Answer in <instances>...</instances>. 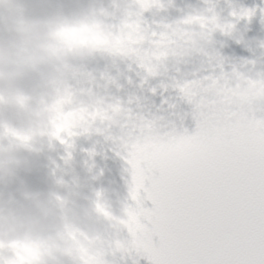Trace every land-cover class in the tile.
I'll return each instance as SVG.
<instances>
[{
	"label": "clouds",
	"instance_id": "clouds-1",
	"mask_svg": "<svg viewBox=\"0 0 264 264\" xmlns=\"http://www.w3.org/2000/svg\"><path fill=\"white\" fill-rule=\"evenodd\" d=\"M163 7L160 0H0V264H118L154 244L141 207L153 175L146 161L197 167L203 145L168 117L149 119L118 81L133 64L150 77L169 68L179 74L194 55L207 56L218 35H240L202 3L165 24L147 48L142 19ZM241 40L261 55L239 70L221 68L211 86L188 94L200 128L264 132L251 112L264 113V36ZM225 51L236 54L230 45ZM116 149L128 155L130 182L105 163ZM133 151L143 156L142 185Z\"/></svg>",
	"mask_w": 264,
	"mask_h": 264
},
{
	"label": "snow or ice",
	"instance_id": "snow-or-ice-1",
	"mask_svg": "<svg viewBox=\"0 0 264 264\" xmlns=\"http://www.w3.org/2000/svg\"><path fill=\"white\" fill-rule=\"evenodd\" d=\"M153 35L144 29L147 48ZM197 138L203 145L197 167L146 161L156 207L142 209V216L150 224L149 240L159 237V244L149 243L144 251L153 264H264V132L221 123L202 126ZM142 161L133 151L139 185L145 179Z\"/></svg>",
	"mask_w": 264,
	"mask_h": 264
},
{
	"label": "rangeland",
	"instance_id": "rangeland-1",
	"mask_svg": "<svg viewBox=\"0 0 264 264\" xmlns=\"http://www.w3.org/2000/svg\"><path fill=\"white\" fill-rule=\"evenodd\" d=\"M187 2L190 6L187 11L183 13L182 18H184L185 15L191 12L196 6L202 3L208 4V2H200V0H187ZM228 9L229 8L223 9L219 7L215 8L214 10L220 15L226 17L234 24V20L232 19ZM244 24L246 25L247 29H244ZM251 24L258 26L255 24V20L253 18H247L241 23L236 22L237 28L241 30L239 32L240 35L236 36L235 39L238 38L239 40H241V37L260 35V33H257V31L253 29ZM231 41L232 37L218 35L214 40L213 47L210 50L209 54L207 56L200 54L194 55L190 58L187 64L182 66L181 72L179 74L175 73V71L171 68H169L166 75L159 74L155 77H150L147 74V76L143 78V81L151 80L150 90H146L143 84H140L139 86L130 85L128 87V92L126 93V91L123 90V93L121 95H125V99L129 97L138 98L142 106L145 108L149 119H156L161 116H165L168 117L170 126L174 124L177 127H180L179 125H177L178 119H185L184 122L190 119L192 122L195 119V104L190 101L189 96L184 91H182V89L187 84L192 86V88H194L195 90L208 87V84L219 79L221 74L219 65L221 67L223 65L225 67L229 64L231 65L235 58L237 59V65H240L242 67L246 63V61L242 60L240 53H238L237 49L234 47L236 43L234 44ZM226 45H230L232 48H234L236 54H228L225 51ZM250 49L256 52V56L251 57L250 60H255L258 56L261 55V50L253 48L251 46ZM222 54L227 55V57L225 60H222L223 62H220L219 59L218 63L216 57H219ZM94 74L96 75V73ZM170 85L176 86V88L173 89V87ZM180 91H182L183 94ZM175 96L178 98L177 101L173 99ZM195 123V133L192 132L193 129L192 127L189 128L188 124H186L187 126L185 127H182L181 125L180 128L186 136L193 138L198 135L197 132L199 131L198 121L196 120ZM110 158L113 159L108 160V163L112 161H121L123 156H111Z\"/></svg>",
	"mask_w": 264,
	"mask_h": 264
},
{
	"label": "bare ground",
	"instance_id": "bare-ground-1",
	"mask_svg": "<svg viewBox=\"0 0 264 264\" xmlns=\"http://www.w3.org/2000/svg\"><path fill=\"white\" fill-rule=\"evenodd\" d=\"M204 1L208 2L213 9L219 7L223 9L230 8V15L235 25L236 22L241 23L244 21L247 15L261 18V27L264 29V0H239L238 2L236 0H200V2ZM160 2L164 5L162 9H154L146 13L142 19V27L147 30L149 34H154L151 41L152 45L159 42L163 26L176 20L183 19V13H185L190 6L187 0H160ZM239 7H242V13L239 12ZM238 30L240 32L241 29ZM239 42L247 46L242 40H239ZM147 44L148 42L146 41V45ZM244 55L249 57V51H244ZM102 71L103 69L97 70L95 72L96 76L99 77ZM146 74V69L141 68L138 64H133L132 71L129 72L126 70L125 75L118 81L120 93L122 94L123 90L127 93L130 85L135 86L140 84ZM143 84L146 88H150L151 80L143 81ZM122 96L124 97L125 95Z\"/></svg>",
	"mask_w": 264,
	"mask_h": 264
},
{
	"label": "flooded vegetation",
	"instance_id": "flooded-vegetation-1",
	"mask_svg": "<svg viewBox=\"0 0 264 264\" xmlns=\"http://www.w3.org/2000/svg\"><path fill=\"white\" fill-rule=\"evenodd\" d=\"M258 113H259V116H258V118L256 120H264V113H261L260 111H258ZM118 179H120V178L118 177ZM124 181L125 180L122 179V182H124ZM142 206H143V203H142Z\"/></svg>",
	"mask_w": 264,
	"mask_h": 264
}]
</instances>
